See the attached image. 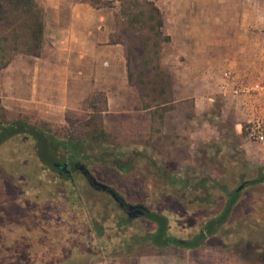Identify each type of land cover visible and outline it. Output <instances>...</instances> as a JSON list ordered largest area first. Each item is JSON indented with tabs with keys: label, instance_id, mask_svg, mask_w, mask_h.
I'll use <instances>...</instances> for the list:
<instances>
[{
	"label": "rangeland",
	"instance_id": "obj_1",
	"mask_svg": "<svg viewBox=\"0 0 264 264\" xmlns=\"http://www.w3.org/2000/svg\"><path fill=\"white\" fill-rule=\"evenodd\" d=\"M141 1L131 5V14L144 10ZM254 1L257 10L247 26L256 43L251 57L259 62L246 75L240 76L234 63L232 37L224 50L212 42L218 33L217 26L211 25L207 34L202 35L199 48L194 44L185 51L183 43L174 44L167 35L169 40L159 41L157 52L153 48L154 53H150L151 45L141 42L147 31L139 23L131 28L126 19L116 23L115 39L126 48L132 43L139 54L138 60L128 63L131 79L78 84V92L68 99L70 109L61 120L34 118L16 110H7L8 117L20 115L29 121L39 120L37 123L59 138L74 129L72 121L84 124L93 117L96 127L103 128L109 136L82 156L80 164L127 200H142L151 210L166 215L169 236L189 239L218 207L202 203L199 193L176 191L174 184L161 180L158 165L174 168L180 174L188 172L225 180L228 187L235 186L239 176L227 168L234 161L245 160L264 167V139L252 131L256 124L264 125V0ZM119 4L120 1L98 8L114 9L117 16ZM221 4H225L224 9L231 17L233 0H210L206 5L212 11ZM154 5L162 13V33L166 35L164 10ZM229 30L227 27L231 36ZM26 56L17 53L12 60ZM149 56L152 62L145 66L143 61ZM148 67L153 69L152 74L156 71L165 74L163 79L168 82L162 96L168 103L158 109L143 107L148 100L144 94L156 85L153 80L139 81V70ZM15 82V89L28 94L29 80L20 78ZM91 126L82 125L81 134ZM112 154L132 157L133 168L119 172L107 163ZM91 187L78 171L66 178L41 164L35 157L33 141L27 137H15L1 145L0 236L11 231L8 245L0 252L4 262L138 264L142 258L163 255L171 262L179 259L183 264H264V259L254 263L239 250L237 241L241 235L237 231L233 236L221 234L208 239L207 244L198 247L179 248L176 253L171 247L167 250L150 247L135 236L154 225L142 218L119 224L117 205ZM242 192L245 200L241 201V207L246 212L264 206V190ZM5 254L10 255L4 257ZM12 255L19 258L12 259Z\"/></svg>",
	"mask_w": 264,
	"mask_h": 264
},
{
	"label": "trees",
	"instance_id": "obj_2",
	"mask_svg": "<svg viewBox=\"0 0 264 264\" xmlns=\"http://www.w3.org/2000/svg\"><path fill=\"white\" fill-rule=\"evenodd\" d=\"M137 1L120 0L116 23L124 22L127 19V24L131 28H134L139 23V27L147 31V34L142 37V44L148 47L151 45L148 52L154 53L155 50H152L153 48L157 52L159 41L169 40V37L162 33V13L152 1L142 0L141 5L145 7L144 10H141L137 15L131 14V5L136 4ZM90 2L97 8L110 5L109 2L102 0H90ZM146 6H148L147 10ZM44 29L45 10L39 0H0V70L6 67L17 53L35 57L40 56L44 44ZM117 41L120 40L117 39ZM132 45L130 43L127 48L128 63L139 59V54ZM151 62L152 58L150 56L148 60L145 59L143 61L145 66ZM152 70L149 67L140 69L139 81L148 83L153 80L156 83L144 94L148 100L143 107H155V109H158L160 105L168 103L165 97L162 98L166 92L168 82L163 79L165 74L160 71L152 74ZM132 76L133 74L128 73V79H131ZM151 90L156 95L152 96ZM38 121H29L27 117L20 115L8 117V111L0 100V146L9 139L19 136L27 137L33 141V151L36 159L41 164L57 171L56 164L64 162L66 157L69 158L68 164L72 169V166L77 161L81 162L82 156L94 150L102 139H108L109 136L103 128L96 127L93 117L83 122L84 124L77 125L72 121L74 129L63 138H59L52 130L45 129L41 124L37 123ZM92 123L95 126H91ZM82 125L91 126V129H87L81 134L80 127ZM98 125L101 127L99 123ZM60 150L62 151L61 154ZM124 156L112 154L107 163L116 167L120 172H129L134 166L133 159L132 157L126 158L127 156ZM87 157H90L89 154ZM205 165L203 162L202 166ZM2 167L6 168V166ZM227 168L239 175L235 186L228 187L225 180L210 178L208 175L202 176V174L198 175L188 172L180 174L174 168L170 170L158 165L157 169L163 177L161 180L171 185L174 184L176 191L199 193L202 203L215 205L218 209L213 215L203 221L200 229L192 237L175 240L171 246H169V241L171 240L168 232V217L162 213H152L149 217L157 223V228L153 233H146L143 239L151 240L154 245L160 246L163 250L170 249V247L174 248L173 251L176 253L179 248L198 247L201 244H207L208 239L215 238L221 234L233 236L237 231L236 233L241 235L240 240L237 241L239 250L242 253L245 252L246 256L252 259L254 263L258 262L260 258L264 259V206H259L256 210L249 212H246L241 207V201L245 200L243 199V196H245L242 192L243 190H248L252 193L257 189L259 192H263L264 167L245 160H239L238 162L234 161ZM65 177L68 178L69 176L65 175ZM91 190L95 191L92 188ZM95 193L99 194L96 191ZM178 195L181 196V194ZM260 200H262L261 196ZM227 228L229 229L226 232L223 231V229ZM10 233L11 231H6L5 234L0 236L1 253H3L4 247L8 245ZM8 255L10 254H5L4 257ZM17 258L19 257L12 255V259ZM11 261L13 262V260ZM29 263H31V260ZM0 264H6L2 255L0 256Z\"/></svg>",
	"mask_w": 264,
	"mask_h": 264
},
{
	"label": "crops",
	"instance_id": "obj_3",
	"mask_svg": "<svg viewBox=\"0 0 264 264\" xmlns=\"http://www.w3.org/2000/svg\"><path fill=\"white\" fill-rule=\"evenodd\" d=\"M39 1L45 10L42 53L14 59L0 70V98L6 110L57 121L67 115L71 106L68 99L78 92V84L127 81V48L115 39L114 9L97 8L90 0ZM209 1L153 0L164 10V32L172 43H183L185 51L194 44L199 48L202 35L211 25L217 26L212 42L224 50L232 37L234 63L240 76L246 75L259 62L251 57L256 43L247 26L257 10L255 1L233 0L231 17L225 4L210 11L206 5ZM20 78L30 81L28 94L15 89V80ZM162 256L142 258L138 264H183L179 259L171 262Z\"/></svg>",
	"mask_w": 264,
	"mask_h": 264
},
{
	"label": "flooded vegetation",
	"instance_id": "obj_4",
	"mask_svg": "<svg viewBox=\"0 0 264 264\" xmlns=\"http://www.w3.org/2000/svg\"><path fill=\"white\" fill-rule=\"evenodd\" d=\"M62 153V151H61ZM69 158L66 157V160L64 162H60L58 164H56V168H57V172H59L60 175H67L70 178L73 176V173L75 171H78L82 174V176L91 184V188L94 189L97 193L99 194H104L108 199H110L111 201H113L118 208V212L120 213V216H117V221L119 224H126L129 222L134 221L135 219L138 218H142L144 220H146L147 222H149L150 224L154 225V228L144 232L141 235L135 236L137 239H140L139 241H141L142 243H148L150 245V247L153 248H159V249H163L158 245H154L152 243L151 240H144L143 236L146 233H153L156 228H157V223L150 219V215L153 214H160V212H157L156 210H151V208L149 206H147L145 204L144 201L139 200V201H132V200H127L126 198L123 197V195H121L119 193L118 190H116L115 188H113L112 186H110L107 183H102L99 182L97 180V178L89 171L87 170V168L83 165L80 164L78 161L76 164H74L72 167V169L69 167ZM119 171V170H118ZM120 172V171H119ZM96 181V183H95ZM98 183H102L105 185V187H101L99 186ZM169 232V229H168ZM170 240V245H173V243L175 242V240H178V238L176 237H172L169 236Z\"/></svg>",
	"mask_w": 264,
	"mask_h": 264
},
{
	"label": "built area",
	"instance_id": "obj_5",
	"mask_svg": "<svg viewBox=\"0 0 264 264\" xmlns=\"http://www.w3.org/2000/svg\"><path fill=\"white\" fill-rule=\"evenodd\" d=\"M104 2H109L110 4L119 2L120 0H102ZM256 130V131H255ZM252 131L254 134H256V136L260 139H264V125L261 126L259 123L256 124V126H254L252 128ZM252 134V133H251Z\"/></svg>",
	"mask_w": 264,
	"mask_h": 264
},
{
	"label": "water",
	"instance_id": "obj_6",
	"mask_svg": "<svg viewBox=\"0 0 264 264\" xmlns=\"http://www.w3.org/2000/svg\"><path fill=\"white\" fill-rule=\"evenodd\" d=\"M95 183H96V181H95ZM97 184H98L99 186L103 187V188L105 187V185L102 184V183H98V182H97Z\"/></svg>",
	"mask_w": 264,
	"mask_h": 264
}]
</instances>
